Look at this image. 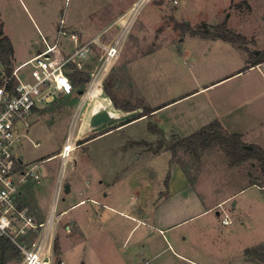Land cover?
Returning <instances> with one entry per match:
<instances>
[{
	"label": "rangeland",
	"instance_id": "rangeland-1",
	"mask_svg": "<svg viewBox=\"0 0 264 264\" xmlns=\"http://www.w3.org/2000/svg\"><path fill=\"white\" fill-rule=\"evenodd\" d=\"M139 1L0 0V23L16 45L14 66L33 55L29 38L39 36L33 19L43 32L48 26L54 35V29L64 18L72 28L70 31L85 32L83 41L99 36L107 44L121 31L117 20L126 24L134 19L124 36L120 56L98 91L88 95L90 101L73 127L72 117L80 96L70 106L63 96L57 102L42 103L31 117L27 136L15 147L24 164L41 162L40 180L31 181L22 189L26 202L37 211L38 220L44 221L66 161L64 184H70L71 189L64 187L56 213L76 203L81 191L86 193L82 197L95 194L101 203L89 200L70 209L57 222L54 248L60 245L61 254L56 256L66 264H257L252 261L258 257L252 250L264 246V177L259 162L249 159L231 165L219 146L206 149L199 158L180 149L178 157L172 160L171 150L165 147L155 152L160 135L152 132V126H159L167 137L189 136L211 123L216 112L224 113L228 99L247 96V91L240 88L246 76L199 91L235 67L246 68L248 52L221 39L193 36L188 28L227 22L248 38L249 51H264V0ZM70 45L72 40L63 37L62 48ZM93 49L86 64L88 71L97 67L103 53L97 43ZM259 70L264 72V63ZM2 74L0 62V78ZM258 86L262 94L251 107L262 109L263 79ZM88 87L89 83L84 89ZM224 88L228 89L218 93V89ZM230 95L233 97L224 98ZM75 96L76 91L71 97ZM100 102L121 117L89 128V111ZM168 102L171 103L164 105ZM127 103L138 104L141 111L164 106L155 110L154 115L118 127L126 116L116 104ZM242 117L249 118L250 112L246 110ZM230 126L246 131L240 124ZM251 126L249 121L245 122L249 130ZM70 133L73 143H66ZM89 137L94 138L87 140ZM147 142L154 147L150 148ZM65 144V157L69 150L70 155L63 159L60 153ZM180 169L195 182L196 192L189 187L202 201L200 209L194 211L198 214L191 218L169 215L165 202L160 201L171 179L176 188L189 184V178ZM131 177L138 182L137 190L146 187L150 206L144 215L150 213L148 217L138 214L141 208H126L134 190L126 193L129 188L122 182L116 190L109 185L118 180L127 182ZM86 178L93 192H88ZM106 192L108 197L104 196ZM121 210L146 223L137 225ZM225 216L231 220L229 224L223 223ZM67 224L72 229L69 233ZM21 258L20 254L8 264H20Z\"/></svg>",
	"mask_w": 264,
	"mask_h": 264
},
{
	"label": "built area",
	"instance_id": "built-area-1",
	"mask_svg": "<svg viewBox=\"0 0 264 264\" xmlns=\"http://www.w3.org/2000/svg\"><path fill=\"white\" fill-rule=\"evenodd\" d=\"M133 20L130 19L126 24L117 20L121 31L112 43L107 44L102 42L99 36L83 41L81 35L69 31L64 19H61L54 40L41 33L43 44L41 50L14 67L11 74L0 78V242L4 238L8 239L20 250L22 255L20 264H56L54 260L56 225L67 212L65 210L56 213L57 202L65 187L66 161L56 180L51 210L44 221H39L31 205L26 202V193L22 189L31 181L40 180L41 162L24 164L23 156H17L15 147L27 136L26 132L31 126L30 119L42 103H52L58 97L75 92L69 76L70 66L79 70L86 69L88 58L94 52L93 44L97 43L103 53L97 67L90 71L89 87L83 90L81 100L74 111L72 127L81 119L90 101L88 95L101 87L120 56L124 36ZM63 37H69L73 42L69 52L62 48ZM257 66L261 67V64ZM69 135L66 143L68 141L72 143L71 133ZM66 150L65 144L60 153L63 159L70 155L69 150L68 156L65 157ZM230 222L228 216L223 218L224 224ZM66 230H71L70 224L66 225ZM57 264L66 262L60 261Z\"/></svg>",
	"mask_w": 264,
	"mask_h": 264
},
{
	"label": "trees",
	"instance_id": "trees-1",
	"mask_svg": "<svg viewBox=\"0 0 264 264\" xmlns=\"http://www.w3.org/2000/svg\"><path fill=\"white\" fill-rule=\"evenodd\" d=\"M188 30L191 32L192 35H198L203 38L209 39H222L230 42L231 44L235 45L240 49L245 50L246 52H248L247 68L250 66H255L257 64L264 63V51H249L247 46V44L249 43L248 38L241 32L230 28L227 22H223L214 26L204 24L199 28L190 27L188 28ZM0 62L3 65L2 76L11 74L14 69V46L10 37L4 33L2 24H0ZM69 76L74 84L75 91H77L76 94H78V91L83 90L86 84L91 79V74L88 69L79 70L74 66H70ZM107 94L110 95L108 90ZM57 100L55 101L57 102ZM72 101L73 98L71 96L66 98L65 100L67 106H70ZM116 105L117 107L125 111L136 110L140 107L138 104L132 103H127L126 105L122 106H118V104ZM154 111V109L147 107L140 113L126 116V118L122 119L118 127L131 123L143 116H148L149 114L151 115ZM152 128L153 133L160 135V139L158 141L159 146L157 144L155 152H159L162 150L163 147H165L166 149L171 150L173 154L172 160L178 157V152L180 149H184L186 152L190 153L194 158H199L206 149L213 146H219L226 153L231 165H237L249 159H256L262 167V173L264 177V149L254 144H251L249 146L242 139L241 134L230 133L224 128V126L218 119L205 125L202 129L198 130L197 132L189 136L183 137L178 136L177 134H173L172 137H167L164 134V130L156 124H154ZM92 138L94 137H89L87 140H90ZM147 143L150 148L154 147V145H152L153 143ZM168 178L169 177H167V179ZM189 182L191 185L195 184V182L192 181L191 178H189ZM261 186H264V180ZM58 250V245L56 244L55 252H58ZM252 251L255 252L258 256L257 258L252 259V261L256 262L257 264H264V246L254 248ZM250 253L251 249L248 248L246 250V255L249 256ZM20 254V250L10 240L5 238L2 239V241L0 242V264H8V262L12 258L16 259L20 257Z\"/></svg>",
	"mask_w": 264,
	"mask_h": 264
},
{
	"label": "crops",
	"instance_id": "crops-1",
	"mask_svg": "<svg viewBox=\"0 0 264 264\" xmlns=\"http://www.w3.org/2000/svg\"><path fill=\"white\" fill-rule=\"evenodd\" d=\"M62 19H64V18H62ZM33 20L35 21V29L37 30V32H39V34H38L39 36L38 37L35 36V37L29 38V44H30L31 48L33 49V55L30 56L28 59H30L31 57L35 56L41 50V48L43 47L41 33L43 35H46L50 40H54L55 37L58 34L57 31H58V28H59V25H60V22H61V20H60V22L58 23L57 27L54 29L55 34L52 35L53 32L51 33L52 30H50L48 26H46V31L43 32L40 28H38V24H37L36 20L35 19H33ZM64 21H65V19H64ZM0 24H2L3 31L6 34L7 31H6L5 25L3 23H0ZM65 25L70 31V28H71L70 24L67 25L66 22H65ZM74 32H75V30H74ZM77 33H79L81 35V37H84V33H85L84 31L79 30ZM8 34H6V35L9 36ZM193 36H197V35H193ZM198 37H201V36H198ZM201 38H203V37H201ZM10 39L13 42L14 56H15L16 55V45L14 43L13 38L10 37ZM226 42H228V41H226ZM233 46H235V45H233ZM72 47H73V42H72V46L70 45L69 48L64 47V50L69 52L70 49H72ZM28 59L24 60L23 62L27 61ZM20 64H18V65H20ZM18 65H15L14 67H16ZM255 69L259 70V66L255 65V66H250L248 68L246 66V68H244V69L243 68H239V67H235V68L231 69L228 74L213 80L208 85L203 86L202 88L199 89V91L204 90L205 88H213L214 89L217 86H220L221 84H224V83H219L221 81L222 82H229V81H231V80H233L235 78H238V77H241V76H244V77L246 76L242 80L240 88H242L243 91H247V94H246L247 96H241V97L237 96L234 99L233 98L232 99H228L230 97H233V95L224 97L226 100L228 99V101H229L227 103V105H225V107H224L225 112L224 113L216 112L214 114L215 115L214 117H216V118L213 119L212 121L218 119L222 123L224 128L226 130H228L230 133L241 134L242 135V139L249 146L251 144H254V145H258V146H260V147H262L264 149V107L262 109L261 108H253V107H251L252 103L254 101H256V99L259 98V96L262 94V92L259 91V87L262 86V85H260V86H258V85L260 84V80L261 81H262V79L264 80V72L259 70L261 73L260 72L259 73H253L252 75H250V72H254ZM259 74L262 77H260ZM224 80H226V81H224ZM227 89L228 88L218 89V93H223V90H227ZM76 93H77V91H76ZM248 93H250V94H248ZM71 95H73V94H71ZM71 95L63 96V97L64 98L65 97L68 98ZM76 95H78V96L74 97V99H73L74 102L78 99L79 96H80V98L82 96V94H80L79 91H78V94H76ZM80 98H79V101H80ZM170 103L171 102H168V103H166L164 105H168ZM219 103H221L224 106V100L220 99ZM164 105H162L160 107L152 108V109L157 110V109L163 107ZM263 105H264V103H263ZM120 110L123 112L124 116H129V115L141 112V110H139V109L134 111V113H131L130 111H125L123 109H120ZM246 110L250 112V117L249 118L242 117V115L244 114V112ZM91 111H89L90 112L89 113V117H90ZM154 114L155 113H153L151 115H154ZM248 121L252 125L250 127L251 130H249L248 128L245 127V122H248ZM235 123H236V125H238V124L243 125L246 131H244L243 128H241V129H236L237 127L231 128L230 125H232V124L235 125ZM232 127H234V126H232ZM108 132H106V133H108ZM176 166L180 167L179 165H176ZM180 170H182L184 172L185 178L186 177L188 178V176L185 173V171L183 169H180ZM185 178H184V182H185ZM85 181L87 183L88 192H93L94 188H90L89 179L86 178ZM172 181L173 180L171 179L170 182H169V186H167L168 187L167 191L165 193H163V191H162V195L163 196H162V200H160V201H162L161 204H163V202H165V206H166V209H167L166 211L169 212V215H171V216L188 215V217L191 218V217L197 215L198 213L195 214L194 211L196 209H200V206L202 205L201 204V202H202L201 199L194 193V192H196V190H198V188L195 186V184L191 185L190 182H189L188 185L184 184V186H182L181 188H176L175 186H173ZM121 182H122V184L123 183L126 184L127 188H129L128 191L123 190L126 193L134 190V193L129 196L130 201L127 203L126 208H128V209H136V210L138 208H141V212H139L138 214L144 215L145 210L148 209V207L150 206V202H149L148 196H147V191H145L146 187L145 188L143 187V188L140 189L141 193L142 192H144V193H142V196H141L140 199H137L138 198L137 195H140L141 193L139 194L140 191L136 189L137 186H138V182H136V179L131 177L127 182H126V180H118L117 183H115V184L113 183V184H109V185L112 187V190L113 189L116 190V188H118V186H119V183H121ZM101 183H103V180L101 181ZM65 185L66 184H64V186ZM55 186H56V184H55ZM189 186L194 188L195 191L193 190L194 191L193 192L192 189ZM70 187H71V185H70ZM99 189L100 188H98V190ZM98 190H96V191H98ZM54 191H55V187H54ZM98 193L99 192H96L97 195H98ZM82 195H86V193L81 191L78 201L76 203L72 204L70 207H68L65 210H67V212H68L70 209H73V208H75L77 206L83 205V204L87 203V201H89V200L94 201V202H96L98 204H101L100 201L95 198V194L87 195L86 197H82ZM109 195H110L109 192H106L104 196L108 197ZM119 196L122 197L123 195L122 196L119 195ZM232 196H230V197H232ZM135 200H138V203H135L134 202ZM217 205H220V203H218ZM33 210H34L35 215L37 217V211L34 208H33ZM121 213L123 215H126V216L130 217L132 220L137 221V225H139L141 223L142 224L146 223V221L142 220L141 218H138V217H136V216H134L132 214H128V213H126L123 210H121ZM48 214H47V216H48ZM149 215H150V213H147L144 216L148 217ZM37 219H38V217H37ZM179 222L180 221H178V223ZM75 223L78 226V223L76 221H75ZM71 230L70 231L66 230V232L69 233V232H71ZM160 230H161V232L163 231V229H160ZM58 249H59L58 252L54 251V255H55V259L54 260H55L56 264L59 263L60 261H63V260H59L57 258V256H56V255H60L61 254L60 245H59ZM54 250H55V248H54Z\"/></svg>",
	"mask_w": 264,
	"mask_h": 264
},
{
	"label": "water",
	"instance_id": "water-1",
	"mask_svg": "<svg viewBox=\"0 0 264 264\" xmlns=\"http://www.w3.org/2000/svg\"><path fill=\"white\" fill-rule=\"evenodd\" d=\"M84 91L80 90L79 93L82 94ZM117 112L112 111L107 104L104 102L98 103L93 110L91 111L89 120H88V127L89 128H97L113 121H116L120 118ZM65 189L70 191L71 187L69 184L65 185Z\"/></svg>",
	"mask_w": 264,
	"mask_h": 264
},
{
	"label": "bare ground",
	"instance_id": "bare-ground-1",
	"mask_svg": "<svg viewBox=\"0 0 264 264\" xmlns=\"http://www.w3.org/2000/svg\"><path fill=\"white\" fill-rule=\"evenodd\" d=\"M98 86H96V88H97ZM99 89V88H98ZM98 89H96V90H94V93H96L97 91H98Z\"/></svg>",
	"mask_w": 264,
	"mask_h": 264
}]
</instances>
